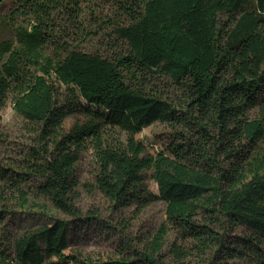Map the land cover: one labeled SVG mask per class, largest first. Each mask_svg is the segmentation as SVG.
<instances>
[{
  "label": "trees",
  "instance_id": "16d2710c",
  "mask_svg": "<svg viewBox=\"0 0 264 264\" xmlns=\"http://www.w3.org/2000/svg\"><path fill=\"white\" fill-rule=\"evenodd\" d=\"M19 1L48 18L55 4L64 6L61 0ZM121 9L131 25L117 36L129 54L116 61L76 51L58 59L44 55L48 41L40 21L23 31L19 47L0 44V108L12 95L14 110L53 146L32 150L23 172L0 161V227L14 212L13 197L25 210L31 191L78 217L73 176L91 145L96 188L113 206L142 213L164 203L168 224L190 247L173 246L180 262L226 249L230 259L264 264V154L257 149L264 142V0H126ZM156 80L181 96L166 101L147 87ZM252 110L259 118L249 119ZM74 115L88 122L66 133ZM155 123L193 125L202 142L176 148V159L149 156L136 137ZM223 150L235 162L228 167L218 163ZM147 171L159 197L145 185ZM68 227L55 218L15 240L11 253L0 243V264H162L169 233L162 226L132 262H95L67 252ZM239 228L246 235L228 247L225 232Z\"/></svg>",
  "mask_w": 264,
  "mask_h": 264
},
{
  "label": "rangeland",
  "instance_id": "374dc122",
  "mask_svg": "<svg viewBox=\"0 0 264 264\" xmlns=\"http://www.w3.org/2000/svg\"><path fill=\"white\" fill-rule=\"evenodd\" d=\"M57 1V0H54ZM64 6L54 5L51 17L33 15L29 8H25L19 0H5L0 10V44L12 43L20 46L23 31H32L35 25L42 24L43 38L48 41L43 50L44 55L55 59L64 58L70 52L76 51L89 55H98L110 61L129 54L125 41L117 36V29L128 27L131 20L122 9L126 0H61ZM74 1L76 3L74 4ZM131 1V0H129ZM35 73V70L32 69ZM163 80H156L149 84V90L158 91L166 101L176 100L180 94L175 93L170 86L164 85ZM249 119L259 118V111L252 110ZM88 120L81 115L67 118L64 128L70 133L76 124H85ZM190 126H172L170 124L155 123L137 135V140L143 143L147 155L156 157L164 154L175 158L173 151L187 150L186 145L192 142H202L194 134ZM116 139H125V135L118 130L114 132ZM218 135V133L216 134ZM218 138V136H216ZM42 135L31 124L24 120L14 110L13 96L9 95L0 108V161L6 168L25 171L26 161L31 158L32 150L47 148L50 142L42 141ZM243 149L247 146L244 143ZM92 146L88 145L76 164L73 181L74 204L78 210V217L67 216L57 211L46 198H38V194L31 191L30 205L25 210L20 209L17 197L12 199L11 209L14 211L7 218V222L0 227V243L6 250L13 252V243L25 233L48 225L57 218L68 222L69 249L82 260L90 261H122L139 259V255L146 253L155 235L162 226L169 228L164 248L161 252L162 264H251L239 259L226 256V249L214 251L204 255V258L191 256L180 262L173 254V246H180L189 251L187 242L180 239L176 230L167 222L165 205L158 200L156 203L140 213L135 207L117 208L105 199L96 188L97 162L93 155ZM257 149L264 154V142L257 145ZM220 151L217 158L222 167L235 163ZM145 185L150 193L159 197V189L153 179L152 172L143 174ZM38 186V185H37ZM37 190V189H36ZM41 205L42 208L36 207ZM245 229L235 231L228 229L225 239L228 247L238 238L246 235ZM227 248V247H226Z\"/></svg>",
  "mask_w": 264,
  "mask_h": 264
}]
</instances>
